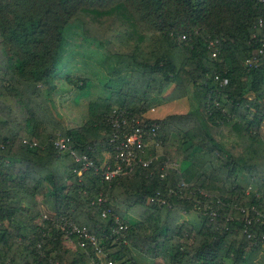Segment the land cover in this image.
Returning <instances> with one entry per match:
<instances>
[{"label":"trees","instance_id":"trees-1","mask_svg":"<svg viewBox=\"0 0 264 264\" xmlns=\"http://www.w3.org/2000/svg\"><path fill=\"white\" fill-rule=\"evenodd\" d=\"M73 26L102 58L71 51ZM61 81L93 96L77 128L51 109ZM180 99L187 112L146 116ZM115 111L159 125L161 145L147 153L155 159L109 184L92 169L79 176L82 163L54 141L69 138L94 166L113 162ZM0 116V264H139L130 238L144 242L149 264H254L264 251L239 211L264 219V1L0 0ZM164 146L174 151L157 155ZM100 194L105 202L93 204ZM43 215L85 227L102 253L77 236L67 247ZM117 219L124 229L114 234Z\"/></svg>","mask_w":264,"mask_h":264},{"label":"built area","instance_id":"built-area-1","mask_svg":"<svg viewBox=\"0 0 264 264\" xmlns=\"http://www.w3.org/2000/svg\"><path fill=\"white\" fill-rule=\"evenodd\" d=\"M264 0H257V2L261 3ZM255 37V35H253ZM210 46H213V42L210 43ZM262 54V51L259 52ZM256 59L253 58L247 61L246 66L253 67L255 66ZM216 80L217 77L215 78ZM227 80L224 79L220 82L221 85H226ZM215 106H218L216 101H213ZM111 126L114 129V133L111 143L114 144V157L111 160H107L101 166L97 167L87 159L86 156H77L74 150L71 149L69 145V138H60L54 141V146L59 151H67L71 156L75 158L76 163H82V167L78 172L80 176L82 173L86 172L89 169L94 170L95 174L100 177V181L103 183L109 184L114 178L119 176H125L132 172L137 167L147 168L153 159L154 156L148 155V149L154 145L155 147H159L161 145V141L158 139L159 125L156 123L147 124L141 119L128 117V115L124 112H114L111 116ZM24 144L26 142L24 141ZM30 147H36V143L30 144ZM171 166H167L166 168H170ZM172 167L176 168L177 165L173 164ZM163 177V175H161ZM184 183L181 184V187H185ZM174 192V191H172ZM105 202V199L100 194L93 204L100 205ZM150 202H158L161 205L165 204V199H151ZM217 207L221 208L223 203L217 201L215 204ZM203 211L207 213L211 220L218 216V212L213 208V205L210 202H207L203 206ZM242 213V217L240 221L243 222L244 230L243 232L246 234L248 239L254 241V245L261 244L264 247V230H259L256 232H251L250 228L253 225L262 226L264 222L262 220L263 217L254 207L250 209H240ZM109 213V210H105L102 212V217H105L106 214ZM43 220H49L52 222L54 226H60L61 230L65 233V239L71 240L72 236H77L79 238V245L84 247L86 244H90L96 254L102 253V248L95 236L88 233L85 227L79 226L77 223L73 221H68L66 219L54 220L53 218H48L47 215L42 216ZM116 224H118V228L113 230L114 234H118L124 228L121 224H119L118 219L116 220ZM121 238H125L124 235H120ZM84 239V241H81ZM125 242H127L125 240ZM111 264V263H108Z\"/></svg>","mask_w":264,"mask_h":264},{"label":"rangeland","instance_id":"rangeland-1","mask_svg":"<svg viewBox=\"0 0 264 264\" xmlns=\"http://www.w3.org/2000/svg\"><path fill=\"white\" fill-rule=\"evenodd\" d=\"M79 33L80 32L77 26H73L72 29L69 31L68 40L70 44V49L71 51L78 53L76 56H82V54H84L86 55V58L90 60L87 61L88 63H94L96 57L99 58L98 53H102L103 50L100 51L95 44L85 41ZM71 61L73 62L72 70L75 71L74 60L71 59ZM81 72L84 73L83 70ZM92 72H94L92 65H87L85 69V74L90 75ZM92 79L95 81L96 77ZM58 86L63 88L61 90H56L52 95L51 109L66 128H77L84 122L87 102L93 96L82 97L75 90L74 86L70 87L67 83L62 81L61 84ZM190 105L191 103L188 99H180L168 103H158V105H155L153 108H151V110L147 113L146 116L151 119L160 120L172 114H180L187 112L190 109ZM165 151L173 152L174 149H167V147L164 146L163 148L158 150L157 155L163 156L165 154ZM169 160L171 164H178V161L175 160V158H170ZM41 221H43V219H41ZM14 239V236H9L10 241H13ZM64 243L65 245H67V247L71 249L74 248V245L71 240L65 239ZM141 243L142 241L134 242L133 240H131V238L128 240V246H130L131 250L134 251L132 257L139 264H146V261L148 260L142 255L145 245L143 246ZM261 256L263 255L257 253L254 257L253 263L259 264L263 259Z\"/></svg>","mask_w":264,"mask_h":264},{"label":"crops","instance_id":"crops-1","mask_svg":"<svg viewBox=\"0 0 264 264\" xmlns=\"http://www.w3.org/2000/svg\"><path fill=\"white\" fill-rule=\"evenodd\" d=\"M0 119H1V116H0ZM260 134H261V136L264 138V121H263V123H262L261 126H260ZM131 240H133L134 242H135V241H138V242L142 241L141 239H136V238H132ZM141 244L144 246V242H143V241H142ZM133 253H134V251H132V254H133ZM258 253L261 254V255H263V256H261V257L264 259V251H263V250H260V251H258ZM146 264H149V262L146 261Z\"/></svg>","mask_w":264,"mask_h":264}]
</instances>
